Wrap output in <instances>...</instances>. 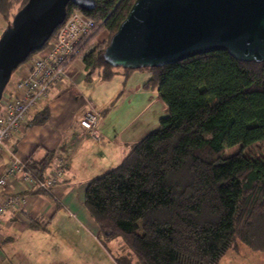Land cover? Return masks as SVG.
Listing matches in <instances>:
<instances>
[{
  "label": "trees",
  "instance_id": "1",
  "mask_svg": "<svg viewBox=\"0 0 264 264\" xmlns=\"http://www.w3.org/2000/svg\"><path fill=\"white\" fill-rule=\"evenodd\" d=\"M26 2L0 0V15L9 22ZM133 2L95 0L88 11L69 3L66 11L113 34ZM103 50L84 54L86 78L112 77L116 68ZM141 69L150 72L145 85L157 89L166 113L116 167L87 183L84 205L101 239L120 238L136 259L122 254L118 264H218L238 242L264 252V156L242 151L264 142V62L219 50ZM48 117L44 108L32 121ZM233 146L240 149L224 155ZM47 158L27 168L42 176Z\"/></svg>",
  "mask_w": 264,
  "mask_h": 264
},
{
  "label": "crops",
  "instance_id": "2",
  "mask_svg": "<svg viewBox=\"0 0 264 264\" xmlns=\"http://www.w3.org/2000/svg\"><path fill=\"white\" fill-rule=\"evenodd\" d=\"M81 59L68 67L62 84L48 89L46 98L6 140L8 152L0 154V171L14 158L29 166L48 156L44 173L53 170L59 160L65 164L51 193L26 190L18 178L3 190L25 193L27 202L21 209L6 212L0 220V264H28V260L53 264L54 255L60 257L62 264H69L70 240L61 238L54 242L49 235L55 233V226L63 230L64 217L75 218L92 229L97 227L84 205L87 183L116 167L131 145L152 131L155 120L147 116L148 111L160 108L165 112L157 89L145 85L151 76L149 71L116 68L110 79L103 80L97 74L93 80L94 74L86 78ZM24 67L20 65L12 73L10 97ZM90 106L98 113L96 137L79 124ZM44 108L49 115L46 122H33L34 115ZM32 221H37L38 226Z\"/></svg>",
  "mask_w": 264,
  "mask_h": 264
},
{
  "label": "water",
  "instance_id": "3",
  "mask_svg": "<svg viewBox=\"0 0 264 264\" xmlns=\"http://www.w3.org/2000/svg\"><path fill=\"white\" fill-rule=\"evenodd\" d=\"M95 0H27L0 35V100L12 73L64 21L68 4ZM264 62V0H134L103 50L114 68L161 67L213 51Z\"/></svg>",
  "mask_w": 264,
  "mask_h": 264
},
{
  "label": "built area",
  "instance_id": "4",
  "mask_svg": "<svg viewBox=\"0 0 264 264\" xmlns=\"http://www.w3.org/2000/svg\"><path fill=\"white\" fill-rule=\"evenodd\" d=\"M100 27L101 24L73 10L66 14L64 21L33 58L21 64L25 69L13 95L10 97L6 91L0 100V154L8 152L6 140L12 132L20 129L27 114L46 98L48 89L62 84L68 67L89 51V42ZM97 120L98 113L90 106L83 112L79 124L96 137L94 127ZM64 166L63 160H59L53 170L37 176L23 162L11 159L0 171V220L6 212L21 209L27 202L25 193L3 191L12 180L18 178L26 190L51 193L63 175Z\"/></svg>",
  "mask_w": 264,
  "mask_h": 264
},
{
  "label": "rangeland",
  "instance_id": "5",
  "mask_svg": "<svg viewBox=\"0 0 264 264\" xmlns=\"http://www.w3.org/2000/svg\"><path fill=\"white\" fill-rule=\"evenodd\" d=\"M18 7V4L14 5L11 12H15ZM0 15V35L5 27L10 23V21H6ZM112 34H110L107 30L100 27V29L95 33L89 42V48L97 47H105L110 39ZM35 54H31L30 57L26 60L29 62ZM82 60V59H81ZM143 70V69H138ZM97 74H94V79ZM13 81V75L10 78L9 86L6 88H11ZM5 93V92H4ZM162 102L161 105L162 106ZM147 113V112H145ZM166 112L160 111V108H155L152 111H148V117H153L155 120L154 126L151 128L155 130L158 127V120L160 117H163ZM146 117V115L144 114ZM239 146H233L227 150H225L224 155L231 154L237 150H239ZM245 149V150H244ZM243 153L253 154L256 156H264V142H256L249 147L243 148ZM69 218V219H68ZM64 217L62 228L59 229V225L55 226L57 230L60 232H56L53 235H49V238L55 242L57 239H68L70 240V263L69 264H118L117 257L122 254L130 255L132 263L136 262L135 257L126 249H123V242L120 238H115L110 241H104L101 239L96 229H92L91 225H87L86 223L80 222L75 218ZM93 224V223H92ZM95 226V225H93ZM61 235V236H60ZM56 249V247H54ZM130 253V254H129ZM27 257V255H25ZM53 264H62L60 257L54 255ZM28 264H49V263H35L34 260H28ZM218 264H264V252L251 251L246 245L239 243V245H235V247L231 248L224 257L219 261Z\"/></svg>",
  "mask_w": 264,
  "mask_h": 264
}]
</instances>
